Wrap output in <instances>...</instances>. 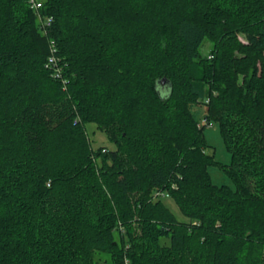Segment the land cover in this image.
I'll use <instances>...</instances> for the list:
<instances>
[{"label": "trees", "instance_id": "trees-1", "mask_svg": "<svg viewBox=\"0 0 264 264\" xmlns=\"http://www.w3.org/2000/svg\"><path fill=\"white\" fill-rule=\"evenodd\" d=\"M42 2L0 0V264H264V0Z\"/></svg>", "mask_w": 264, "mask_h": 264}, {"label": "rangeland", "instance_id": "rangeland-1", "mask_svg": "<svg viewBox=\"0 0 264 264\" xmlns=\"http://www.w3.org/2000/svg\"><path fill=\"white\" fill-rule=\"evenodd\" d=\"M43 1V0H37ZM197 115L199 117L201 124L205 123V107H198L196 109ZM88 136L91 140V145L94 150H98L100 148H106L108 150H114L115 145L112 143L105 132L98 129L95 124H89L87 126ZM205 135L208 141L210 148L208 149L209 153H214L217 161L220 165H229L231 163V154L226 148L224 140L222 138L221 131L219 129L218 124L212 123L208 124L205 129ZM209 173L211 175L212 181L216 185H227L234 187L232 180L229 176L223 171L220 166H212L209 168ZM165 204L171 209V211L177 216L179 220H187L186 217L181 213L178 205L171 198H166L164 200ZM96 259L100 262H106V264H112L110 255L100 254L96 255Z\"/></svg>", "mask_w": 264, "mask_h": 264}, {"label": "built area", "instance_id": "built-area-1", "mask_svg": "<svg viewBox=\"0 0 264 264\" xmlns=\"http://www.w3.org/2000/svg\"><path fill=\"white\" fill-rule=\"evenodd\" d=\"M31 4H32V7L36 10H39L43 7L42 1L31 0ZM52 23H53V18H48V20L45 22V24H47L48 26H50ZM56 51H57V48L55 45H53L52 46V55L49 58L47 67L48 68H54V73H55L56 78H61L62 77V68L58 65V59L55 55ZM205 123L207 125L211 124V123H208L206 119H205Z\"/></svg>", "mask_w": 264, "mask_h": 264}]
</instances>
